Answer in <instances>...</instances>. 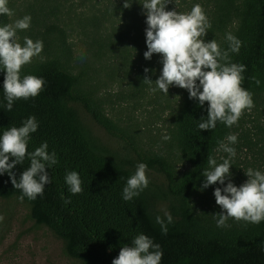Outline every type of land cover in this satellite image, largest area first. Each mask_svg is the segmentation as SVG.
I'll return each mask as SVG.
<instances>
[{"label": "trees", "instance_id": "trees-1", "mask_svg": "<svg viewBox=\"0 0 264 264\" xmlns=\"http://www.w3.org/2000/svg\"><path fill=\"white\" fill-rule=\"evenodd\" d=\"M96 2L99 11L90 21L98 31L103 28L107 31L108 55L128 59L130 46L136 48L141 61V82L144 83L146 67L152 70L147 73L152 79L162 64L159 54H153L151 60L143 55L147 51L142 7L145 0H127L129 8H124V0ZM195 4L202 5L211 23L206 41L215 39L222 50L229 47L225 39L228 32L242 41L239 53L229 52V59L247 66L241 86L253 94L255 106L251 113L245 109L232 127L218 121L215 129L200 130L198 123L201 117H207L208 103L201 107L183 89L175 133L179 150L190 165L183 171L162 155L140 150L129 140L124 147L126 153L109 141L108 146L102 143L82 114L81 102L114 138H124L99 105L91 106L86 97L76 94L79 77L58 58L22 67V77L31 74L43 77L46 83L35 98L16 100L10 112L4 107L5 73L0 70V135L35 115L39 127L31 134L28 151L47 141L49 152L54 150L57 154L58 163L47 169L52 183L45 186L42 196L35 200L25 197L24 201L30 205L35 221L62 238L66 252L83 264H112L120 248L130 244L139 233L161 245L164 253L161 264H264V221L252 224L230 218L229 227L218 228L215 214L220 210L198 211L195 207V199L211 187L200 190L205 179L202 173L209 167L208 157L217 160L220 142L226 143V137L235 134L241 123L254 118L252 114L264 116V0H171L166 8L188 13ZM0 20L3 25L10 23L8 15H0ZM139 162L148 166L149 186L138 197L125 201L123 188ZM29 164L25 159L16 166L17 178ZM69 171L80 174L82 193L73 195L69 191L65 183ZM21 194L14 189L7 173L0 175V197ZM69 198L71 202L65 203ZM163 207L173 217L167 235L162 234L155 219L157 215L163 217Z\"/></svg>", "mask_w": 264, "mask_h": 264}, {"label": "clouds", "instance_id": "clouds-1", "mask_svg": "<svg viewBox=\"0 0 264 264\" xmlns=\"http://www.w3.org/2000/svg\"><path fill=\"white\" fill-rule=\"evenodd\" d=\"M171 0H145L142 4L146 16V45L144 58L151 60L153 54H159L162 68L158 78L153 81L145 68L144 83L151 85L168 95L170 86L186 89L189 99L197 100L201 107L208 103L207 117H201L198 123L200 130L215 129L217 122L228 127L237 124L244 110L255 106L253 94L243 88L242 81L247 66L233 63L229 59V52L239 53L242 41L231 32L226 33L228 49L222 50L215 39L205 40L207 29L211 27L205 11L200 4H195L190 12L180 13L176 8L167 10ZM8 0H0V15H13L7 6ZM124 8L131 5L124 0ZM31 16L25 15L17 19L14 24L0 26V70L4 71L3 92L7 111H12L14 102L19 99L35 98L43 91L45 79L35 75L21 76L24 65L31 63L34 57L40 56L44 44L42 40H33L25 36L23 45L18 42L17 30H27L31 25ZM259 85L260 81H256ZM156 88L152 91H156ZM39 124L35 115L26 118L19 127L12 126L0 135V175L8 174L14 189L20 190L18 199L23 202L25 197L35 200L42 196L46 185L52 183L49 171L58 163L57 154L49 152V145L44 141L34 151H28L31 134L38 130ZM165 140L170 137L165 135ZM238 140L236 134L226 137L227 143L220 142L219 149L228 154L222 163H217L213 156H209V167L202 173L204 182L201 187L219 183L226 185L216 187L214 197L221 211L216 213V226L229 227L227 221H245L259 224L264 221V172L248 168L245 171L247 180L237 186L233 183L230 172L231 160L236 150L230 145ZM25 159L30 161L29 167L24 169L17 178L14 169L22 165ZM148 166L143 162L136 165V170L127 179L123 188L122 198L130 201L149 186ZM65 183L69 191L75 195L83 191L82 179L77 171H69L65 175ZM70 198L65 203H70ZM163 217L156 216V223L160 225L164 235L168 233V224L173 223V217L166 207L161 208ZM4 216L0 214V222ZM163 250L159 243L144 233L137 234L130 244L120 248L119 254L112 260V264H161Z\"/></svg>", "mask_w": 264, "mask_h": 264}, {"label": "rangeland", "instance_id": "rangeland-1", "mask_svg": "<svg viewBox=\"0 0 264 264\" xmlns=\"http://www.w3.org/2000/svg\"><path fill=\"white\" fill-rule=\"evenodd\" d=\"M96 4V0H9L13 12L9 24L25 15L32 18L29 29L17 30L18 42L23 45L27 36L44 44L40 56L23 67L58 58L79 77L76 94L86 97L91 106L99 105L115 131L125 139L114 138L81 102L82 114L102 143L108 146L109 141L126 153L124 147L129 140L140 150L162 155L178 170L187 169L190 165L175 140L176 113L183 89L170 86L165 95L155 82L151 85L141 82V61L136 48L130 46L128 59L108 55L107 31L104 28L98 31L90 21L99 11ZM159 74L152 75V80ZM154 88L156 91H152ZM252 117L241 123L235 133L238 140L230 145L236 150L230 172L237 186L247 180L248 168L264 172V116L257 112ZM165 135L170 139L165 140ZM227 157V153L219 150L216 161L222 163ZM225 185L217 183L202 192L195 199L196 209L221 211L213 193L216 187ZM0 214L4 216L0 222V264H83L66 252L62 238L35 221L30 205L24 200L21 202L17 196L0 197Z\"/></svg>", "mask_w": 264, "mask_h": 264}]
</instances>
